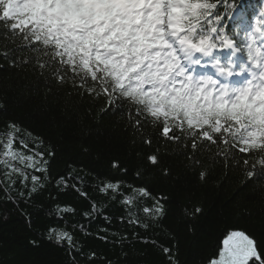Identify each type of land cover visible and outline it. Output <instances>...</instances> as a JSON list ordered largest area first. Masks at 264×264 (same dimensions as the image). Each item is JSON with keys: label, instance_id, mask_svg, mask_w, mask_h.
Instances as JSON below:
<instances>
[{"label": "snow or ice", "instance_id": "snow-or-ice-1", "mask_svg": "<svg viewBox=\"0 0 264 264\" xmlns=\"http://www.w3.org/2000/svg\"><path fill=\"white\" fill-rule=\"evenodd\" d=\"M249 3L0 0V55L38 73L49 91L92 101L97 116L121 111L133 143L146 149L137 153L138 178L157 171L170 175L163 155L171 146L191 166H199L202 182L209 173L198 154L205 152L213 160L235 162L250 180L264 177V0L258 10ZM17 49L24 55L16 56ZM7 128L0 134V191L7 201L18 203L51 178L56 152L43 138L26 139L14 122ZM109 164L114 174L128 172L119 155ZM114 174L101 179L97 190L127 209L130 224L146 230L161 226L169 197L157 194L147 180L125 189V181ZM17 183L28 191L16 189ZM61 212L66 215L68 209L57 205L56 213ZM202 212L198 204L184 209L191 219ZM75 227L50 226L43 235L66 244L71 255L79 251ZM124 239L121 234L120 242ZM162 251L168 264H179L173 249ZM208 264H264V248L246 230L232 229Z\"/></svg>", "mask_w": 264, "mask_h": 264}, {"label": "trees", "instance_id": "trees-1", "mask_svg": "<svg viewBox=\"0 0 264 264\" xmlns=\"http://www.w3.org/2000/svg\"><path fill=\"white\" fill-rule=\"evenodd\" d=\"M260 6V0H250V9ZM15 55L24 53L17 49ZM0 103L4 105L0 107V134L14 122L26 139L43 138L56 152L51 178L42 189L27 199L18 198V203L7 201L0 191V264H73V258L76 264H168L162 247L173 249L179 264H208L232 229L246 230L264 248V177L249 180L235 162L222 157L213 160L205 152L198 154L209 173L202 182L199 166H191L170 146L163 155L170 175L157 171L150 178H138L137 153L146 149L138 141L133 143L135 137L124 127L126 116L121 111L97 116L92 101L49 91L38 73L13 66L2 55ZM116 155L128 166L126 174H114L110 168ZM110 173L125 181V189L128 184L140 186L147 180L157 194L169 197L168 214L161 226L146 230L130 224L127 209L97 190L100 180ZM14 187L28 191L20 183ZM93 203L99 208L93 209ZM191 204L203 208L195 219L184 215ZM57 205L67 208L68 214L58 215ZM97 211L101 214L96 215ZM85 212L94 215L86 217ZM65 225L69 231L76 226L79 251L73 250L71 255L66 244L58 245L43 235L50 226ZM121 234L125 237L122 242Z\"/></svg>", "mask_w": 264, "mask_h": 264}]
</instances>
